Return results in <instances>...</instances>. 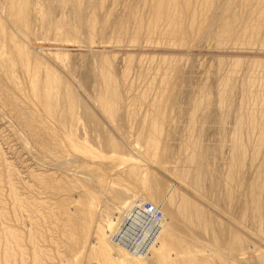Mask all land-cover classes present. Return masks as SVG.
<instances>
[{"label":"rangeland","instance_id":"rangeland-1","mask_svg":"<svg viewBox=\"0 0 264 264\" xmlns=\"http://www.w3.org/2000/svg\"><path fill=\"white\" fill-rule=\"evenodd\" d=\"M158 3L0 0V264H95L120 190L165 202L137 263L264 264V0Z\"/></svg>","mask_w":264,"mask_h":264},{"label":"bare ground","instance_id":"bare-ground-1","mask_svg":"<svg viewBox=\"0 0 264 264\" xmlns=\"http://www.w3.org/2000/svg\"><path fill=\"white\" fill-rule=\"evenodd\" d=\"M188 1V0H187ZM166 4H172L173 7L175 9H178L179 8V5H178V0H159V3H158V11L161 13L163 12ZM20 17V15L17 17V19ZM4 22V21H3ZM4 24V23H3ZM5 27L3 26L2 28V25H0V32H2L3 30L5 31L4 29ZM179 28V27H178ZM1 34V33H0ZM3 34V33H2ZM1 34V35H2ZM15 45V44H14ZM22 47L20 46V49ZM23 49V48H22ZM107 83H106V86H105V95L107 97L103 98V96L101 97L100 95V98L97 97V102L99 104V107H101V109L103 110L104 113H110L112 115V117H115L117 114V109H118V105H119V93H118V87L117 85L115 84V82L112 80V79H106ZM69 89V88H68ZM72 88H70V91H69V94L71 96H73V93H72ZM68 91V90H67ZM103 92V91H102ZM52 95V94H50ZM103 95V94H101ZM98 96V95H97ZM72 100V99H71ZM94 100V99H93ZM96 102V104H97ZM132 114V113H131ZM130 118V117H129ZM150 121H153L150 120ZM156 122V121H155ZM262 131L264 134V122H262ZM151 131L149 133V135H147V137L144 135V138L146 137V139L148 140L146 143H148L146 146H147V151L150 150V146H153L154 147V154H157L158 153V150H157V147H158V139H159V136H160V132L158 130V127L156 126V124L154 123L152 127H150ZM261 129V128H260ZM260 131V132H262ZM263 136V135H262ZM108 142V145L112 146V147H115V146H119L120 145V142L114 140L113 138H109V140L107 141ZM236 143V142H234ZM239 144V143H238ZM237 144V145H238ZM239 147V146H238ZM244 147V146H243ZM245 149V148H244ZM240 153V152H239ZM195 157V156H193ZM243 157V156H242ZM241 158V157H240ZM194 159V158H193ZM198 159V158H197ZM132 160V159H131ZM188 160V159H187ZM192 160V159H191ZM196 160V159H195ZM194 160V161H195ZM190 161V160H189ZM192 162V161H191ZM234 162V161H233ZM134 165V164H133ZM239 165V164H238ZM130 170V169H129ZM131 174L132 175H137L140 174V170L138 167H135V166H132V169H131ZM129 172V173H130ZM232 173V171H231ZM39 176V175H38ZM154 176V175H153ZM200 176V175H199ZM232 176V175H231ZM155 177V176H154ZM198 177V176H197ZM237 178V177H236ZM153 179V178H152ZM154 180V179H153ZM142 181H145L144 178H142ZM157 181V180H156ZM155 181V183H156ZM197 181V180H195ZM158 182V181H157ZM195 184V183H194ZM198 185V183H197ZM173 188V186H172ZM176 189H174V192H175ZM173 191V189H172ZM173 192V193H174ZM231 192V191H230ZM253 192V190H252ZM257 192V191H256ZM168 193H169V190H168ZM173 193L170 194L168 196V199H170L171 201H173ZM175 195V193H174ZM259 198V197H258ZM135 199H138V200H147V201H151L149 200L148 198H146L145 196L143 195H132V193H128L124 190H120L119 192H117V194L115 195V201H116V204H114L115 207L118 208L119 212L121 213L123 211V209H125L126 207H128L129 205H131V203L135 200ZM188 199V198H187ZM185 197H182L181 198V201H180V204L178 205V210L181 215L183 214L186 219H192L195 220V222H200L202 220V218L204 217L205 213H204V210H203V207L201 208V206H199L198 204L192 202V201H188ZM131 200V201H130ZM260 200V199H259ZM259 200L257 199V196L256 198L254 199V203L255 201L259 202ZM19 201V200H18ZM17 201V202H18ZM136 201V200H135ZM168 201V200H167ZM153 202V201H151ZM261 202V200H260ZM83 203V202H82ZM154 204H156L158 207L161 208V210L163 211V214H164V217H165V221H164V224L167 220V213L165 212L164 210V204L165 202H162L161 205H158L157 203L153 202ZM90 204V203H88ZM171 204V203H170ZM189 204H193V208H189ZM257 204V203H256ZM20 205V204H19ZM22 205V204H21ZM84 205V203H83ZM259 205V204H257ZM85 206H87L85 204ZM191 206V205H190ZM191 206V207H192ZM23 207V206H22ZM81 207V206H80ZM85 208V207H83ZM23 209V208H22ZM75 209V208H74ZM21 210V209H20ZM23 211V210H22ZM27 211V210H26ZM84 211V210H83ZM76 212V211H75ZM74 212V214H76ZM82 213V211H81ZM24 214V212H23ZM112 214V213H111ZM80 215V214H79ZM78 216V215H77ZM74 217V215H73ZM76 219V218H75ZM79 219V218H78ZM74 220V219H73ZM204 220V219H203ZM76 221V220H75ZM80 222V220H79ZM78 222V224H79ZM70 223V222H69ZM76 223V222H75ZM81 223V222H80ZM83 223V222H82ZM87 223V222H86ZM109 224V223H108ZM112 224V223H111ZM198 224V223H197ZM66 226V225H65ZM83 226V225H82ZM86 226V225H85ZM103 226V225H102ZM105 226V225H104ZM101 227V226H100ZM106 227V226H105ZM109 227V226H108ZM107 227V228H108ZM8 228V227H7ZM80 228V227H79ZM86 228V227H85ZM83 229V230H86V229ZM102 228V227H101ZM97 229L95 231V237L93 238V241L91 242V245H90V248H89V252L90 254L89 255H93V257L96 256V263L95 264H135V262L137 263V260L138 258L140 257V255H136V254H131L130 253V256L129 257H126L125 256V252L126 250L125 249H121V250H117L113 244L110 242L109 238H108V234H107V230H103V229ZM110 228V227H109ZM5 229V228H4ZM105 229V228H104ZM75 231V230H74ZM88 233H89V230H87ZM86 231V232H87ZM5 236L6 238L7 237H12L13 240L14 238H16L15 240L17 241V235L14 231H12L10 228L6 229L5 231ZM71 232V231H70ZM83 232V231H82ZM75 233V232H74ZM85 233V231H84ZM82 234V233H81ZM73 235V234H72ZM88 235V234H87ZM236 235V234H235ZM4 236V237H5ZM81 238V237H80ZM237 239V242L240 243L242 245V238L240 236L237 235V237H235ZM246 238V237H245ZM10 239V238H9ZM76 239V238H75ZM85 239V238H84ZM8 241V239H6ZM14 240V241H15ZM87 240V239H86ZM12 241V240H9L8 241V244L9 242ZM13 241V242H14ZM236 241V240H235ZM74 242V241H73ZM249 242V241H248ZM7 243V242H6ZM11 243V242H10ZM236 243V242H235ZM13 244V243H12ZM12 244L10 246H12ZM239 244V245H240ZM7 246V245H6ZM84 246V245H83ZM13 247V246H12ZM74 247V246H73ZM72 247V249H74ZM7 248V247H6ZM10 248V247H9ZM70 248V247H69ZM12 249V248H10ZM9 249V250H10ZM8 251V250H7ZM6 251V252H7ZM13 251V250H10L9 253ZM188 252H192V250H189ZM7 253V254H9ZM36 253V251H35ZM34 254V253H33ZM38 254V253H37ZM34 255L35 257L38 256V255ZM40 254V253H39ZM42 254V253H41ZM243 254V253H242ZM5 255V254H4ZM10 255V254H9ZM88 255V254H87ZM95 255V256H94ZM161 255H163V253H161ZM7 256V255H6ZM12 256V255H11ZM10 256V257H11ZM14 257V256H13ZM12 257V258H13ZM34 257V258H35ZM40 257V255H39ZM5 258V256H4ZM9 258V257H8ZM38 258V257H37ZM90 258V257H89ZM11 259V258H10ZM41 259V257H40ZM140 259V258H139ZM38 262L39 260L36 259ZM35 260V262H36ZM5 261V259H4ZM9 261V260H8ZM13 261V260H12ZM7 262V261H6ZM5 262V264H6ZM10 262V261H9ZM37 263V262H36ZM11 264V263H10ZM37 264H40V263H37ZM137 264H141V262L139 261Z\"/></svg>","mask_w":264,"mask_h":264},{"label":"built area","instance_id":"built-area-1","mask_svg":"<svg viewBox=\"0 0 264 264\" xmlns=\"http://www.w3.org/2000/svg\"><path fill=\"white\" fill-rule=\"evenodd\" d=\"M135 200L115 215L107 234L117 250L125 249L131 254L147 256L160 239L165 217L153 202Z\"/></svg>","mask_w":264,"mask_h":264}]
</instances>
